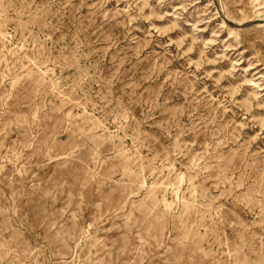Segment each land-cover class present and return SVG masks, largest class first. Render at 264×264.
Listing matches in <instances>:
<instances>
[{"label": "rangeland", "instance_id": "obj_1", "mask_svg": "<svg viewBox=\"0 0 264 264\" xmlns=\"http://www.w3.org/2000/svg\"><path fill=\"white\" fill-rule=\"evenodd\" d=\"M0 264H264V0H0Z\"/></svg>", "mask_w": 264, "mask_h": 264}]
</instances>
